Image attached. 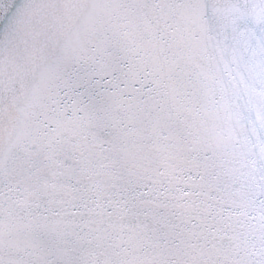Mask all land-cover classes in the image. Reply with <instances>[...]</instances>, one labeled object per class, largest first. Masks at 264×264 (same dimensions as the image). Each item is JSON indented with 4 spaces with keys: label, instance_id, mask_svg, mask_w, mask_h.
I'll use <instances>...</instances> for the list:
<instances>
[{
    "label": "snow or ice",
    "instance_id": "6c2138e0",
    "mask_svg": "<svg viewBox=\"0 0 264 264\" xmlns=\"http://www.w3.org/2000/svg\"><path fill=\"white\" fill-rule=\"evenodd\" d=\"M0 264H264V0H0Z\"/></svg>",
    "mask_w": 264,
    "mask_h": 264
}]
</instances>
